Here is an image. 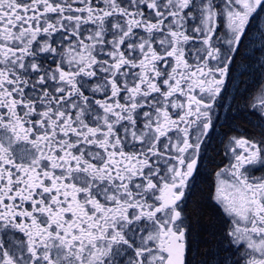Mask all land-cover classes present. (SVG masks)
Here are the masks:
<instances>
[{"label": "snow or ice", "instance_id": "6c2138e0", "mask_svg": "<svg viewBox=\"0 0 264 264\" xmlns=\"http://www.w3.org/2000/svg\"><path fill=\"white\" fill-rule=\"evenodd\" d=\"M0 264H264V0H0Z\"/></svg>", "mask_w": 264, "mask_h": 264}]
</instances>
